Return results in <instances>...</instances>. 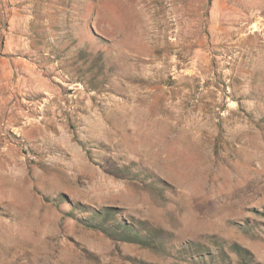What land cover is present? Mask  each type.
<instances>
[{
  "label": "rangeland",
  "instance_id": "374dc122",
  "mask_svg": "<svg viewBox=\"0 0 264 264\" xmlns=\"http://www.w3.org/2000/svg\"><path fill=\"white\" fill-rule=\"evenodd\" d=\"M0 264H264V0H0Z\"/></svg>",
  "mask_w": 264,
  "mask_h": 264
},
{
  "label": "trees",
  "instance_id": "16d2710c",
  "mask_svg": "<svg viewBox=\"0 0 264 264\" xmlns=\"http://www.w3.org/2000/svg\"><path fill=\"white\" fill-rule=\"evenodd\" d=\"M100 219H103V218H100ZM103 231H107V230H103ZM134 235V234H133ZM132 239H137L138 241H141L142 243H146L145 242V240L144 239H142L139 235H137V234H135V236H134V238H132ZM142 239V240H141ZM145 246H147V247H150V244L149 243H147V244H145ZM239 255L241 256V258H246L247 260H248V258H247V255L248 254H246L245 255V257L239 252ZM246 263V262H245Z\"/></svg>",
  "mask_w": 264,
  "mask_h": 264
}]
</instances>
